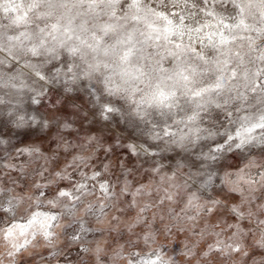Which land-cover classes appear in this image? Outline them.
<instances>
[{
	"label": "snow or ice",
	"instance_id": "obj_1",
	"mask_svg": "<svg viewBox=\"0 0 264 264\" xmlns=\"http://www.w3.org/2000/svg\"><path fill=\"white\" fill-rule=\"evenodd\" d=\"M177 234L264 264V0H0V264H178Z\"/></svg>",
	"mask_w": 264,
	"mask_h": 264
},
{
	"label": "rangeland",
	"instance_id": "obj_2",
	"mask_svg": "<svg viewBox=\"0 0 264 264\" xmlns=\"http://www.w3.org/2000/svg\"><path fill=\"white\" fill-rule=\"evenodd\" d=\"M59 94L58 93H52L50 96V100H49V104H54L57 100V96ZM60 107L64 108L65 110H67L66 108V104H62L60 105ZM106 138L109 140V142H113L115 140L116 137H118L120 135L119 131H112L110 133H106ZM32 139H34L35 137H30ZM102 159H104L102 157ZM113 161L115 162V157H112ZM131 164V161H128ZM114 171L118 172V168L115 167L114 164ZM185 242V236L183 234H177L176 236L173 237V239L171 241L168 242L169 244V251L176 257L178 264H185L184 259L182 257V251H183V244ZM45 255H47V253H44ZM252 256L259 260L262 256H264V250L261 249H254L252 252ZM37 261L39 260V257L36 258ZM25 264H32V259L31 258H26L25 260Z\"/></svg>",
	"mask_w": 264,
	"mask_h": 264
}]
</instances>
